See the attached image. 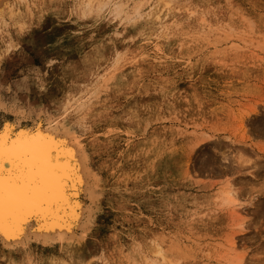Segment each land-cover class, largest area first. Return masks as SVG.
<instances>
[{"label": "rangeland", "instance_id": "rangeland-1", "mask_svg": "<svg viewBox=\"0 0 264 264\" xmlns=\"http://www.w3.org/2000/svg\"><path fill=\"white\" fill-rule=\"evenodd\" d=\"M0 8V132L56 126L86 176L0 264H264V0Z\"/></svg>", "mask_w": 264, "mask_h": 264}, {"label": "bare ground", "instance_id": "bare-ground-1", "mask_svg": "<svg viewBox=\"0 0 264 264\" xmlns=\"http://www.w3.org/2000/svg\"><path fill=\"white\" fill-rule=\"evenodd\" d=\"M115 8H118V5ZM138 14L137 12L134 16ZM116 15L119 14L116 13ZM224 35V39L225 37H229L228 34ZM47 127L41 128V126H36L33 130L19 129V131L12 135V131L9 130L10 128L5 126L3 131L0 132V142L3 143L6 151L15 150L28 154L24 161V168L20 170L19 177L13 174V166L7 160L5 161L3 170V212L2 216H0V236L4 241L9 240L10 242V239L16 240L23 232L25 234L26 232L33 231L34 226L35 229L38 228L45 231V233L48 231L57 233V240L62 241L64 237L60 234L62 232L60 229L68 227L67 222L70 223L69 219H73L76 222L79 220V216L77 215L79 209L76 212L79 205L74 200L71 202L70 197L72 195L70 196L69 192L70 190L76 192L75 185H80L86 176H84L76 161L78 158L75 160L74 148L61 147L60 140L57 138L59 136H57L58 132H56L57 127ZM65 142L67 141L65 140ZM17 178L21 180L19 186L15 183ZM235 193V190L228 184L225 190L221 191L218 199L228 207H235L236 201H238L236 200L237 196L235 195L237 194ZM233 211L237 212L234 209ZM232 238L229 243L230 246H228L231 251L235 249ZM163 254L167 255L159 249L158 255L162 258L167 257L163 256ZM162 258L161 261L163 260ZM234 259L239 262L236 263L235 260H231L230 262L232 263L233 261L234 264H240V260ZM155 263L156 261L153 262V264Z\"/></svg>", "mask_w": 264, "mask_h": 264}, {"label": "snow or ice", "instance_id": "snow-or-ice-1", "mask_svg": "<svg viewBox=\"0 0 264 264\" xmlns=\"http://www.w3.org/2000/svg\"><path fill=\"white\" fill-rule=\"evenodd\" d=\"M28 154L20 153L15 150H5V147L2 142H0V216H2L3 212V192H4V179H3V170L5 161L13 166L12 171L13 174L19 177L20 170L24 168V161ZM16 185L19 186L21 184V180L19 178L15 181Z\"/></svg>", "mask_w": 264, "mask_h": 264}]
</instances>
